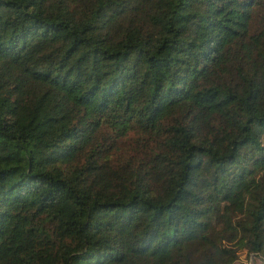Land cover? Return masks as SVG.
Wrapping results in <instances>:
<instances>
[{
	"label": "trees",
	"instance_id": "16d2710c",
	"mask_svg": "<svg viewBox=\"0 0 264 264\" xmlns=\"http://www.w3.org/2000/svg\"><path fill=\"white\" fill-rule=\"evenodd\" d=\"M264 264V0H0V264Z\"/></svg>",
	"mask_w": 264,
	"mask_h": 264
},
{
	"label": "rangeland",
	"instance_id": "374dc122",
	"mask_svg": "<svg viewBox=\"0 0 264 264\" xmlns=\"http://www.w3.org/2000/svg\"><path fill=\"white\" fill-rule=\"evenodd\" d=\"M250 263V258L246 254V252H240L239 254V259L237 261V264H249Z\"/></svg>",
	"mask_w": 264,
	"mask_h": 264
}]
</instances>
